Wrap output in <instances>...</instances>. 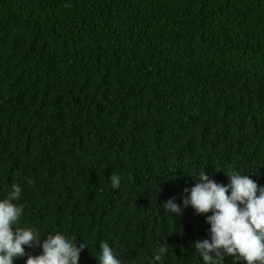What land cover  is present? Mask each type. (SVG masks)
Segmentation results:
<instances>
[{
    "label": "trees",
    "instance_id": "obj_1",
    "mask_svg": "<svg viewBox=\"0 0 264 264\" xmlns=\"http://www.w3.org/2000/svg\"><path fill=\"white\" fill-rule=\"evenodd\" d=\"M203 171L264 186V0H0V199L21 186L22 227L92 262L167 242L158 264H202L205 217L163 204Z\"/></svg>",
    "mask_w": 264,
    "mask_h": 264
},
{
    "label": "clouds",
    "instance_id": "obj_2",
    "mask_svg": "<svg viewBox=\"0 0 264 264\" xmlns=\"http://www.w3.org/2000/svg\"><path fill=\"white\" fill-rule=\"evenodd\" d=\"M225 175L227 184L218 183L206 171L200 172L194 186L184 189L182 202L172 197L163 208L176 219L189 207L205 217L210 226L208 236L191 245L202 264H264V186L237 171ZM110 180L114 189L119 188L120 176L113 174ZM21 193V186L13 184L0 199V264H80L81 257L85 264H122L107 242L100 243L92 262V254L85 260L89 247L84 239L77 244V238L62 234L44 237L33 227H22L25 208L15 203ZM167 245L162 243L154 251L149 264L163 261ZM33 248H39L40 254L26 250Z\"/></svg>",
    "mask_w": 264,
    "mask_h": 264
}]
</instances>
